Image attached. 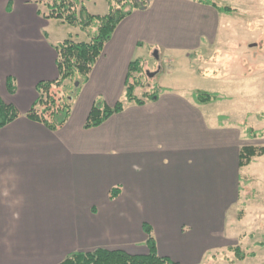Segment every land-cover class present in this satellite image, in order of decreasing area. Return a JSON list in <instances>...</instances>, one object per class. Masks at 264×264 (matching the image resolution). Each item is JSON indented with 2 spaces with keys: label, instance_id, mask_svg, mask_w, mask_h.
I'll return each mask as SVG.
<instances>
[{
  "label": "crops",
  "instance_id": "1",
  "mask_svg": "<svg viewBox=\"0 0 264 264\" xmlns=\"http://www.w3.org/2000/svg\"><path fill=\"white\" fill-rule=\"evenodd\" d=\"M220 1L149 0L133 11L77 92L67 125L51 132L26 118L37 86L59 78L56 45L90 38L42 18L34 0H0V96L20 114L0 129V264H62L98 249L145 256L144 225L158 254L177 264H203L217 248L240 198L239 134L211 124L207 105L164 87L160 75L163 59L180 65L214 47L225 30ZM151 58L161 65L149 72L164 90L158 101L127 104L85 129L97 101L114 108L125 99L131 64Z\"/></svg>",
  "mask_w": 264,
  "mask_h": 264
},
{
  "label": "rangeland",
  "instance_id": "2",
  "mask_svg": "<svg viewBox=\"0 0 264 264\" xmlns=\"http://www.w3.org/2000/svg\"><path fill=\"white\" fill-rule=\"evenodd\" d=\"M93 15L110 11L107 0H87ZM224 12L218 42L209 51H201L180 65L163 59V86L186 95L196 91L218 94L220 100L207 104L210 123L239 134L240 147H264V0H222ZM131 6L126 7V10ZM190 61V62H189ZM137 78V95L151 91L157 81L149 72L160 69L153 58L144 61ZM146 65L148 68H146ZM156 66V67H155ZM149 69V70H148ZM77 77L57 90L76 95ZM63 92V93H62ZM252 130V133L250 132ZM240 198L225 212L222 240L206 255L203 264H264V157L241 169ZM175 263V262H174ZM177 264V263H176Z\"/></svg>",
  "mask_w": 264,
  "mask_h": 264
},
{
  "label": "trees",
  "instance_id": "3",
  "mask_svg": "<svg viewBox=\"0 0 264 264\" xmlns=\"http://www.w3.org/2000/svg\"><path fill=\"white\" fill-rule=\"evenodd\" d=\"M87 0H34L39 7V15L47 20L61 21L63 24L80 29L90 38L89 42H77L70 36L64 42L56 45L57 69L59 78L52 82H40L37 86L38 99L26 118L45 126L51 132L63 129L72 113L73 100L76 95L60 94L57 90L65 88V84L77 77L82 81L75 84L76 94L83 83L92 73L97 61L104 51L105 45L110 41L120 23L135 10H147L149 0H107L110 11L105 16L92 15L87 6ZM131 9L126 10V7ZM219 12H231L230 8L222 9L213 5ZM143 62L137 60L130 66L125 99L118 102L114 108H109L103 101H97L85 124V129H93L103 125L108 119L125 110L127 104L134 103L144 106L147 103L158 101L163 89L158 83L152 90L137 95L139 83L137 78L142 74ZM13 80H8L10 94H14ZM195 101L200 105L215 103L220 100L218 94L196 91ZM20 117L17 110L6 104L0 96V129L13 123ZM252 133V130H250ZM264 157V147H241L239 154V167L247 168L253 164L255 158ZM120 195V189L111 192V199ZM148 239L146 247L149 253L145 256H133L124 251H111L98 249L88 253H74L69 255L62 264H176L171 259L161 257L157 251V242L153 229L149 225L143 227Z\"/></svg>",
  "mask_w": 264,
  "mask_h": 264
},
{
  "label": "water",
  "instance_id": "4",
  "mask_svg": "<svg viewBox=\"0 0 264 264\" xmlns=\"http://www.w3.org/2000/svg\"><path fill=\"white\" fill-rule=\"evenodd\" d=\"M151 77V76H150Z\"/></svg>",
  "mask_w": 264,
  "mask_h": 264
}]
</instances>
